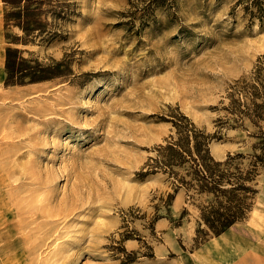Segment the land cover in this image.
<instances>
[{"label":"rangeland","instance_id":"rangeland-1","mask_svg":"<svg viewBox=\"0 0 264 264\" xmlns=\"http://www.w3.org/2000/svg\"><path fill=\"white\" fill-rule=\"evenodd\" d=\"M75 1L56 40L18 46L70 71L6 86L0 0V264H193L210 239L198 236L201 200L180 190L169 205L167 176L145 167L171 118L221 131L217 161L254 152L259 129L218 119L230 85L264 68V0L263 11L251 0ZM255 188L252 211L264 209V170ZM165 243L177 250L161 256Z\"/></svg>","mask_w":264,"mask_h":264},{"label":"trees","instance_id":"trees-1","mask_svg":"<svg viewBox=\"0 0 264 264\" xmlns=\"http://www.w3.org/2000/svg\"><path fill=\"white\" fill-rule=\"evenodd\" d=\"M6 40L12 46L5 52V85H26L52 80L66 74V59L41 61L29 50L18 46L49 44L56 40L67 22L76 15L75 0H1ZM150 5H172L176 0H148ZM262 9V0H251ZM17 29L19 33L12 34ZM25 54H28L25 56ZM227 101V102H224ZM221 110L227 121L220 118L219 128L226 124L243 128L248 121L259 129L258 144L249 155L228 156L217 161L210 147L222 139L221 131L214 134L197 127L189 118H171V134L155 149L146 167L149 174L163 173L175 195L184 190L188 202L196 203L200 211L198 236L202 242L217 237L233 225L243 222L253 209L258 194L257 178L264 170V68L259 67L247 78L236 80L227 90ZM223 125V126H222ZM187 210H184L186 213Z\"/></svg>","mask_w":264,"mask_h":264},{"label":"crops","instance_id":"crops-1","mask_svg":"<svg viewBox=\"0 0 264 264\" xmlns=\"http://www.w3.org/2000/svg\"><path fill=\"white\" fill-rule=\"evenodd\" d=\"M158 225L170 229V222L165 218ZM163 235L167 240L172 232L165 231ZM169 247L167 243L162 244L156 252L165 256L170 250H177ZM195 253L199 258H194L193 264H264V209L252 211L246 220L210 238Z\"/></svg>","mask_w":264,"mask_h":264}]
</instances>
